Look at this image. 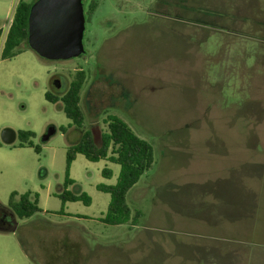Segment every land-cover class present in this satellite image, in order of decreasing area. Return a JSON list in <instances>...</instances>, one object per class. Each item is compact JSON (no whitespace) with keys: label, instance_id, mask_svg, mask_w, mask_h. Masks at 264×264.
I'll return each mask as SVG.
<instances>
[{"label":"rangeland","instance_id":"1","mask_svg":"<svg viewBox=\"0 0 264 264\" xmlns=\"http://www.w3.org/2000/svg\"><path fill=\"white\" fill-rule=\"evenodd\" d=\"M92 1L97 7L89 14ZM19 2L0 0L3 35ZM84 6L85 53L78 57L47 60L25 48L2 59L0 40V204L8 206L13 192L19 198L32 191L42 209L15 217V230H0V264H219L221 248L230 256L250 242L249 220L223 216L219 226L211 208L222 192L229 203L223 184L243 170L246 213L259 182L249 177V162L264 148V0H84ZM81 70L83 129L100 144L105 119L117 115L153 147V165L127 193L132 220L125 224L101 220L111 195L97 186L117 182V163L78 154L67 189L86 193L91 203L60 197L67 151L81 131L62 101L52 103L46 93L63 96ZM52 78L66 90L52 86ZM51 125L56 133L44 141ZM5 128L32 131L33 147L20 146L19 135L4 143Z\"/></svg>","mask_w":264,"mask_h":264},{"label":"trees","instance_id":"2","mask_svg":"<svg viewBox=\"0 0 264 264\" xmlns=\"http://www.w3.org/2000/svg\"><path fill=\"white\" fill-rule=\"evenodd\" d=\"M21 0L16 8L13 21L9 27L7 37L1 51L2 59H10L22 53L28 44L29 35V13L32 4ZM97 7V2L92 1L88 13L92 14ZM3 30L0 29V38ZM86 80L84 70L78 71L75 79L70 83L67 92L63 96L46 93V98L52 103L62 101V108L68 118L80 129L81 137L78 143L69 147L67 151V178L65 189L60 194L63 201H83L91 203V198L84 192L74 194L67 189V186L74 183L69 177L68 170L71 163L78 154H83L90 161L108 160L120 165V173L114 185L99 184L100 191L109 193L111 200L106 215L101 219L111 225H120L132 220V210L127 204L128 191L140 180L141 176L151 168L154 163V151L152 145L136 134L128 123L117 115H108L105 119L106 129L101 134V143L96 142L95 135L90 129H83L85 115L81 108V91ZM18 135L22 141L20 146L28 145L33 147L30 138L34 135L32 131H20ZM37 151L38 148H36ZM105 177L110 178L113 173L105 168ZM17 192H13L9 205L0 204V218L8 220L7 223H0V230L10 231L16 227L14 217L25 219L42 211L39 206V194L28 191L16 198ZM136 212L135 216H138ZM7 225L13 227H6Z\"/></svg>","mask_w":264,"mask_h":264},{"label":"water","instance_id":"3","mask_svg":"<svg viewBox=\"0 0 264 264\" xmlns=\"http://www.w3.org/2000/svg\"><path fill=\"white\" fill-rule=\"evenodd\" d=\"M28 23V44L41 58L67 60L85 53L84 0H36L31 6ZM56 130V126L51 125L43 140H49ZM17 137L18 133L11 128L2 131L6 144L15 143Z\"/></svg>","mask_w":264,"mask_h":264},{"label":"crops","instance_id":"4","mask_svg":"<svg viewBox=\"0 0 264 264\" xmlns=\"http://www.w3.org/2000/svg\"><path fill=\"white\" fill-rule=\"evenodd\" d=\"M24 1L28 2L26 0ZM11 23L9 24V27ZM9 27L4 35L2 32V35L4 36L3 44L5 43ZM259 155L260 157L255 159L256 156ZM249 165L251 168L249 169V177L259 181L257 187L255 188V186H253V190H250L251 209H248L250 211L249 216H246L248 214V210L246 213L243 211V184L240 180L243 170L237 172L236 176H232L230 180L223 184V188L228 189L227 191H229L231 195L229 197V203L227 201L226 193L222 192L220 195L218 194L219 196L217 195L218 203L213 205L211 208V210H213V212L221 218L220 221H213L217 222L219 226L223 223V219L241 222L243 221L242 218H245L250 221L249 230L245 229L244 231L246 236L249 235L250 242H248L247 245L240 246L243 253H239L240 247H235V253L232 252L229 256L227 253L228 249L226 250L225 248H221L219 264H264V148L256 153L254 159L249 162ZM232 209L234 213H232V211L228 212ZM223 216L225 218L222 219ZM13 228V230L16 229V227ZM59 241L66 242L68 241V238L64 237ZM76 241L77 239L74 241L71 239L72 243H76Z\"/></svg>","mask_w":264,"mask_h":264},{"label":"flooded vegetation","instance_id":"5","mask_svg":"<svg viewBox=\"0 0 264 264\" xmlns=\"http://www.w3.org/2000/svg\"><path fill=\"white\" fill-rule=\"evenodd\" d=\"M51 84H52V86H56V85L60 84L61 86L58 87L59 90L60 91H65L66 90V86L64 85V83H62V81L59 78H52ZM67 90L65 91V93L67 92ZM7 222H8V220H4L3 218H0V223L4 224V223H7Z\"/></svg>","mask_w":264,"mask_h":264}]
</instances>
